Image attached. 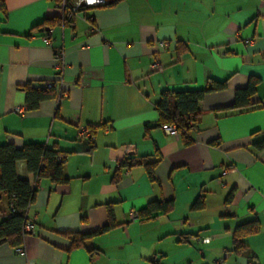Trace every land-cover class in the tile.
I'll return each instance as SVG.
<instances>
[{"label":"crops","instance_id":"obj_1","mask_svg":"<svg viewBox=\"0 0 264 264\" xmlns=\"http://www.w3.org/2000/svg\"><path fill=\"white\" fill-rule=\"evenodd\" d=\"M3 1L0 145L55 146L68 180L40 179L25 255L2 245L0 264H264V0H107L66 24L54 0ZM155 57L161 70L151 69ZM251 76V108L225 109ZM212 80L227 87L206 94L185 145L163 129L155 103L163 90ZM48 81L57 96L29 110L24 86ZM80 124L94 129L90 151ZM129 156L158 160L154 179L142 165L122 167ZM17 174L34 184L25 162ZM199 196L204 206L192 209ZM155 199L173 208L131 220ZM7 211L3 197L0 221ZM251 222L258 228L237 253L235 231ZM74 234L89 237L75 247Z\"/></svg>","mask_w":264,"mask_h":264},{"label":"trees","instance_id":"obj_2","mask_svg":"<svg viewBox=\"0 0 264 264\" xmlns=\"http://www.w3.org/2000/svg\"><path fill=\"white\" fill-rule=\"evenodd\" d=\"M0 10L4 14L6 13L3 0H0ZM258 82V77L251 76L246 87L236 89L233 102L225 109L243 110L251 108L253 105L251 99L256 92ZM226 87L225 81L212 80L205 88L199 90H163L155 103L160 124L162 126L175 124L183 143L185 145L191 144L193 142L191 129L201 113V101L206 94L224 90ZM24 88L29 110L37 109L40 102L57 96L55 85L47 87L44 84L42 87L35 88L26 84ZM92 140L93 135L88 141L89 151L93 147ZM60 155L63 156L62 160L58 158ZM65 159L66 155L55 146H48L42 142H29L22 147H17L10 142L0 145V213L3 197L8 203V211L0 221V246L9 245L16 248L24 242L26 234L23 227L37 190V187L29 179L18 176L17 163L19 161L25 162L27 171L34 176V179L47 178L54 183H65L68 180L63 172ZM157 163L158 160H149L148 156L138 158L129 156L121 162V166L130 168L133 165H142L146 168L149 176L154 179V169ZM11 204L14 205V210L10 209ZM203 206V197L199 196L192 204V209H199ZM172 208V200L155 199L148 202L138 212V216L143 220H148L156 216L157 213H167ZM9 211L10 213L7 214ZM113 225L114 221L111 219L103 229L111 228ZM257 228L256 222L241 224L237 227L233 243L237 253H240L244 247L243 235L255 231ZM88 237V234H74L73 246L81 245Z\"/></svg>","mask_w":264,"mask_h":264},{"label":"built area","instance_id":"obj_3","mask_svg":"<svg viewBox=\"0 0 264 264\" xmlns=\"http://www.w3.org/2000/svg\"><path fill=\"white\" fill-rule=\"evenodd\" d=\"M56 7L59 8L61 10V15H62V23L66 24V23H70L73 22L75 20L76 17H78L80 15V12L82 9L84 8H89V7H98V6H102L105 5L107 3V0H54ZM45 41H47L48 43H50V39L45 37ZM159 47L164 48L168 45L167 41H159L158 43ZM57 59L59 60V75H58V80L60 84H63V72H64V66H65V56H64V51H60L57 53ZM151 69L152 70H161V63L158 61V59L155 57L152 60L151 63ZM45 85L47 87H52L53 85H55L54 81H48L45 83ZM64 90H60V93L58 95V102L61 103V99L63 98V96L65 95ZM17 110L19 111V113L23 114L25 113L24 109L21 108H17ZM163 129L165 131H167L170 134H174V135H178V130L175 124H165L163 125ZM93 127L87 125V124H80L78 126V139L81 142H85L88 144L89 139L92 137L93 135ZM59 160L63 159V156L60 155ZM228 171V169H225V171H223V174H226ZM39 178L35 179L34 185L36 187H38L39 185ZM219 182L221 184H224V182L222 180H219ZM10 209L14 210V205L11 204L10 205ZM10 211L7 213L9 214ZM130 218L131 220H137L139 219L138 216V212L136 211H131L130 212ZM35 225V219L29 217V215H26V219H25V223H24V232L27 235L29 232L33 231ZM16 252L22 255H25V248H24V242L17 246L15 248Z\"/></svg>","mask_w":264,"mask_h":264}]
</instances>
